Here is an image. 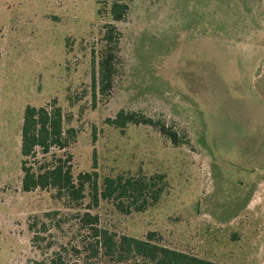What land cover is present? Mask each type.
<instances>
[{"label":"rangeland","instance_id":"1","mask_svg":"<svg viewBox=\"0 0 264 264\" xmlns=\"http://www.w3.org/2000/svg\"><path fill=\"white\" fill-rule=\"evenodd\" d=\"M110 7L0 0V264H36L58 250L74 264L83 210L119 235L154 232L220 264H264V0H133L120 23ZM107 24L121 34L120 61L110 95L97 91L94 106ZM55 100L77 132L57 152L72 156L75 177L96 171L101 188L106 177L164 174L161 201L128 215L95 205L89 185L79 209L52 189L24 192V110ZM121 110L154 125L122 133L107 123Z\"/></svg>","mask_w":264,"mask_h":264},{"label":"trees","instance_id":"2","mask_svg":"<svg viewBox=\"0 0 264 264\" xmlns=\"http://www.w3.org/2000/svg\"><path fill=\"white\" fill-rule=\"evenodd\" d=\"M110 16L112 21L120 23L126 20L133 0H110ZM121 34L114 24L104 26L103 38L105 47L102 50L98 68H94L92 76V94L94 106L97 105V91L109 96L115 83L120 61ZM108 124L122 133L130 125L153 126V120L142 114L121 110ZM161 133L166 134L165 126ZM77 132L66 127L65 114L55 100L42 107L27 106L23 114L21 131L22 155V188L26 193L40 190L55 192L57 199L66 200L72 207H83L86 199L87 185L93 189V203L99 200L113 202L117 211L122 214L144 213L157 205L168 186L166 175H118L106 177L103 186L98 184V173L73 174L72 156L67 158L57 152L64 151ZM173 142L178 143L176 134H172ZM42 155L43 163L38 160ZM82 210V209H81ZM51 215V214H50ZM78 229L82 234L73 248L77 259L74 264H220L200 258L196 255L164 246L157 240L156 233L146 238H135L119 235L100 226V217L92 212H79ZM35 226L30 230L34 232ZM39 237H33L37 245ZM37 247V246H36ZM65 248V247H64ZM63 249V245L61 246ZM64 250L55 252L53 258L36 264H71L63 256ZM73 257V254H71Z\"/></svg>","mask_w":264,"mask_h":264}]
</instances>
